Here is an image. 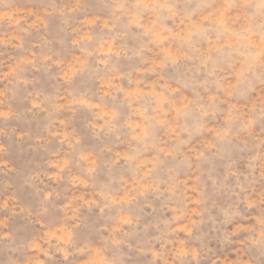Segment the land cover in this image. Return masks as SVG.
Segmentation results:
<instances>
[{
    "label": "rangeland",
    "instance_id": "rangeland-1",
    "mask_svg": "<svg viewBox=\"0 0 264 264\" xmlns=\"http://www.w3.org/2000/svg\"><path fill=\"white\" fill-rule=\"evenodd\" d=\"M0 264H264V0H0Z\"/></svg>",
    "mask_w": 264,
    "mask_h": 264
}]
</instances>
